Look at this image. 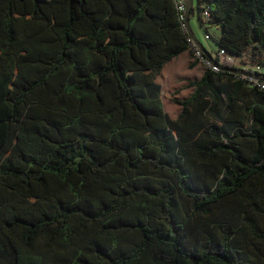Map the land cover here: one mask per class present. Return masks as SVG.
<instances>
[{
	"label": "trees",
	"instance_id": "trees-1",
	"mask_svg": "<svg viewBox=\"0 0 264 264\" xmlns=\"http://www.w3.org/2000/svg\"><path fill=\"white\" fill-rule=\"evenodd\" d=\"M202 4L216 47L264 66V0ZM195 50L172 0H0V264H264L260 192L233 224L194 222L179 201L207 214L264 178V93L251 79L225 94L226 108L242 83L259 96L248 129L206 127V102L189 114L235 78L220 69L173 100L176 121L164 113L155 76L183 52L192 68Z\"/></svg>",
	"mask_w": 264,
	"mask_h": 264
},
{
	"label": "crops",
	"instance_id": "crops-1",
	"mask_svg": "<svg viewBox=\"0 0 264 264\" xmlns=\"http://www.w3.org/2000/svg\"><path fill=\"white\" fill-rule=\"evenodd\" d=\"M195 13V12H194ZM190 16V15H189ZM194 20L196 21L197 26L200 28L198 18L196 14H194ZM190 19L188 23H190ZM190 25V24H189ZM208 33L211 35L213 41L218 39L220 35V30L211 25L208 29ZM207 42V41H206ZM206 53L212 58L213 52L215 50V45L213 43L207 42L206 45L202 46ZM181 60L180 63L176 62ZM188 62V73L193 75V73H200L199 77L194 78L186 83V89L188 90V95H186L182 99L173 98L172 105H169L170 110L174 115L166 112V108L161 100V93L168 92L169 86L171 85V79L176 77L178 73L181 71L183 64ZM179 66V71H177V66ZM193 64V58L189 52H183L179 54L177 57L173 58L169 61L160 71L158 75L155 76V84L159 86L158 97L162 103L163 111L167 115L168 119L172 122L177 120L178 114L181 111V107L174 104L173 100L185 101L187 100L191 94L194 92V88L188 87V84L191 81L199 80L206 68L199 63H194L192 68H189V65ZM197 70V71H196ZM159 77V78H158ZM191 77V76H189ZM158 78V79H157ZM175 79V78H174ZM250 80V78H248ZM240 79L238 76L235 78L228 79L222 78L216 81L215 87L219 89V95L213 97L211 94L203 95V97L198 100L196 103L191 104L188 107L189 114L193 116L195 111L204 103L206 102V106L202 109L200 117L206 120V127L213 128V129H220L222 132L225 133H232L237 128L248 129L251 124V116L248 113L247 109L250 108L254 103L258 102L259 96L251 90V86L248 83H242L241 87L239 88L238 92H233L232 99L230 102V106L226 108V96L233 90V84L238 83ZM168 107V106H167ZM175 135V132H173ZM222 135V133H221Z\"/></svg>",
	"mask_w": 264,
	"mask_h": 264
},
{
	"label": "rangeland",
	"instance_id": "rangeland-1",
	"mask_svg": "<svg viewBox=\"0 0 264 264\" xmlns=\"http://www.w3.org/2000/svg\"><path fill=\"white\" fill-rule=\"evenodd\" d=\"M191 7L193 8V11L190 14L191 20H190V23H188V25L190 24L189 28L192 31L195 38L197 39V41L202 46H204L207 43L203 39L204 33L202 29L197 26L196 21L194 20L195 18L194 14H196L198 18L194 0H192ZM190 16H188V19H190ZM210 43L212 42L210 41ZM180 62L181 60H178L176 64ZM232 64L234 65V67L238 69H246V70L253 71V66H244L240 63V60L238 59L232 62ZM179 66L180 64H178L177 66V71H179ZM261 72L264 75V69H262ZM199 76H200L199 72L193 73V75L188 73V62L183 64V67L181 71L178 73V75L176 77H173V79H171V83H170L171 85L169 86L170 88L169 91L165 93H163L162 91L161 93V100L166 108L165 109L166 112H169L170 114L174 115V113L170 111L172 109L169 108V105L174 106L172 104V99L173 98L182 99L186 95H188V90L186 89V83ZM250 188H253L252 192H260V196L257 197V201L262 202V207L264 209V178L260 180L253 178L252 180H250V182L244 187L243 191L235 199L233 200L229 199V200L220 202L218 205L211 207L207 214H203V213L193 214L191 213V207H190L189 200L180 197L179 201H180V204L184 212L187 215H189L194 222H196L198 219H203V220H207L210 224H213V225L218 224L220 222H225V223L228 222L230 224H233L239 221V212H240V208L242 207V203L244 201V195L246 192H248ZM256 221L259 224V226L264 230V218H256ZM241 243L245 248H250L251 243H254V241L248 238V234L246 232L245 236L241 238ZM257 247L263 248V251H264V243L261 245L257 244Z\"/></svg>",
	"mask_w": 264,
	"mask_h": 264
},
{
	"label": "built area",
	"instance_id": "built-area-1",
	"mask_svg": "<svg viewBox=\"0 0 264 264\" xmlns=\"http://www.w3.org/2000/svg\"><path fill=\"white\" fill-rule=\"evenodd\" d=\"M194 1H195V5H196V10H197V8H198L197 0H194ZM172 2H173L175 10L177 12L178 21L180 23H183L184 11H185V7H186L185 0H172ZM197 15H198V21H199L200 28L202 29V31L204 33L203 34L204 41H207V42L211 41L215 45L211 35L208 33V29L211 26L209 24V8L205 4H202L200 6V10H197ZM216 53H218L221 56H224L225 58H227L231 62H234L238 59L235 56L226 53L224 50L217 48L215 45V50H214L213 56L211 58L212 60H215ZM193 55L199 64L204 65L205 68H209L211 72L217 73L219 71L218 67H216L213 64H210L209 62H206L202 58L200 51L195 50L193 52ZM262 69H264V66H259V65L253 66V71L256 72L257 74L263 75V73L261 72ZM251 82H252V85L257 86L258 90H260L261 92L264 93V83L259 82L257 79H251Z\"/></svg>",
	"mask_w": 264,
	"mask_h": 264
},
{
	"label": "water",
	"instance_id": "water-1",
	"mask_svg": "<svg viewBox=\"0 0 264 264\" xmlns=\"http://www.w3.org/2000/svg\"><path fill=\"white\" fill-rule=\"evenodd\" d=\"M185 4H186V7H185V11H184V26H185V30H186V34L187 36L190 38V40L192 41V43L194 44V46L199 49L200 51H202V53L207 57L208 59V62L210 64H213L214 65V62L213 60L211 59V57L209 55H207V53H205V50L204 48L202 47V45L197 41V39L195 38V36L193 35L192 31L190 30L189 28V25H188V16H189V12H190V8L192 6V0H185ZM221 71H226V72H229L233 75H236V76H242V77H246V78H250V79H256V75L254 74H250L249 72H246L245 70L243 69H238V68H235V69H226V68H219ZM262 79L264 80V75L261 76Z\"/></svg>",
	"mask_w": 264,
	"mask_h": 264
}]
</instances>
